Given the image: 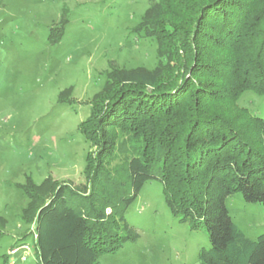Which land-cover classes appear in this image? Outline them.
I'll return each mask as SVG.
<instances>
[{
    "label": "trees",
    "instance_id": "16d2710c",
    "mask_svg": "<svg viewBox=\"0 0 264 264\" xmlns=\"http://www.w3.org/2000/svg\"><path fill=\"white\" fill-rule=\"evenodd\" d=\"M131 32L155 41L157 63L107 72L78 126L94 147L84 181L19 185L39 262L101 264L135 242L124 213L157 180L171 214L205 230L199 264H264V233L247 236L225 205L235 192L264 205V116L238 104L246 91L264 96V0H157Z\"/></svg>",
    "mask_w": 264,
    "mask_h": 264
},
{
    "label": "rangeland",
    "instance_id": "374dc122",
    "mask_svg": "<svg viewBox=\"0 0 264 264\" xmlns=\"http://www.w3.org/2000/svg\"><path fill=\"white\" fill-rule=\"evenodd\" d=\"M156 1L0 0V217L5 221L0 264L3 255L5 264H41L34 223L20 217L28 198L19 185L27 177L36 184L46 177L84 181L86 154L94 147L79 132V123L107 72L156 65L155 41L131 32ZM67 87V100L59 102ZM238 104L264 116L263 95L246 91ZM120 158L116 152L112 164ZM225 205L247 236L264 233L262 203L247 202L235 192ZM124 216L139 238L101 256V264H199V249L209 246L203 228L192 230L171 214L157 180L143 184ZM20 243L29 251L10 255Z\"/></svg>",
    "mask_w": 264,
    "mask_h": 264
},
{
    "label": "built area",
    "instance_id": "2783aa9c",
    "mask_svg": "<svg viewBox=\"0 0 264 264\" xmlns=\"http://www.w3.org/2000/svg\"><path fill=\"white\" fill-rule=\"evenodd\" d=\"M20 249H23L24 250V253H27L29 251V246L28 244L26 243H20L18 246H16L15 248H13L11 251H10V255H13L15 254L18 250ZM22 259H24V256L22 257Z\"/></svg>",
    "mask_w": 264,
    "mask_h": 264
}]
</instances>
